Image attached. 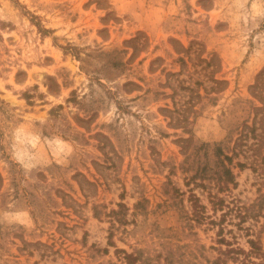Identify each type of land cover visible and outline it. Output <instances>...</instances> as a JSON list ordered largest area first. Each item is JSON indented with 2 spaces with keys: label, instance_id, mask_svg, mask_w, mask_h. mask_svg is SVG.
<instances>
[{
  "label": "rangeland",
  "instance_id": "rangeland-1",
  "mask_svg": "<svg viewBox=\"0 0 264 264\" xmlns=\"http://www.w3.org/2000/svg\"><path fill=\"white\" fill-rule=\"evenodd\" d=\"M260 73L264 0H0V264H216L220 238L264 251L262 156L230 152ZM217 149L235 182L218 198L257 215L242 230L197 178Z\"/></svg>",
  "mask_w": 264,
  "mask_h": 264
},
{
  "label": "trees",
  "instance_id": "trees-1",
  "mask_svg": "<svg viewBox=\"0 0 264 264\" xmlns=\"http://www.w3.org/2000/svg\"><path fill=\"white\" fill-rule=\"evenodd\" d=\"M262 73H260L256 79V83L252 89L255 94V98L261 104V107L254 108V118L252 124L248 125L246 122L242 125L241 131L238 133V137L235 140L233 148L230 150L232 156H255L252 160L257 165L256 156H262L260 161L264 162V81L262 80ZM218 158V166L215 170L202 169V173L199 172L197 178L202 181H207L212 185L209 186L207 191V197L210 200L213 208H226V211L222 214L225 217L227 214H233V219H237L238 222L234 224L236 227H242V224L248 219H255L257 215L252 210V207H239L234 208L224 206V201L218 198L217 194L220 192H229V185L234 186V175L229 167L232 162L231 157L223 155L221 150H216ZM238 168H244V164H235ZM258 171V168H253ZM260 171V170H259ZM202 188H205L204 184H200ZM210 187L216 189L213 193ZM192 216L196 222H206L209 225L217 224L214 219L209 216H205V208L199 204L198 199L191 196ZM246 236L253 233L251 229H243ZM223 228H219V232L222 233ZM220 236V235H219ZM220 242L227 243V249L220 252V256L215 260L216 264H227L231 261L232 264H264V251L262 250L259 240H248V249L244 250L239 247H232L228 241L220 238Z\"/></svg>",
  "mask_w": 264,
  "mask_h": 264
}]
</instances>
